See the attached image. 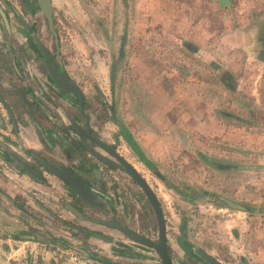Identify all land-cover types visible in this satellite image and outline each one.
<instances>
[{
    "label": "rangeland",
    "instance_id": "obj_1",
    "mask_svg": "<svg viewBox=\"0 0 264 264\" xmlns=\"http://www.w3.org/2000/svg\"><path fill=\"white\" fill-rule=\"evenodd\" d=\"M131 9L126 15L121 0H52V27L58 38L56 58L83 92L87 109L96 115L105 139L110 140L115 134L118 152L141 174L158 199L174 263L204 264L192 254L186 255L185 246L180 242L176 246V237L209 253L221 264H233L234 260L225 254V228L215 222L219 217L199 216L194 206L196 202L206 200L232 213L236 208H229L222 202L228 200L239 204L242 207L239 210L256 214L264 210V111L237 109L238 102L264 103L256 90L258 69L248 64L252 67L251 74H241L243 79L235 90H231L236 87L235 81L223 74V87L216 75L208 74L211 72L209 66L194 58L190 62L189 52L180 41L175 42L173 32L168 30V15L144 14L139 23H143V27L135 31L134 26H126V22L135 24L139 21L135 20ZM27 22H32L34 34L54 50L52 34L43 16H31ZM30 35L33 34L30 32ZM20 40L30 46L23 33L10 31L9 35L3 33L0 37V74H13L9 49ZM28 46L23 49L27 54L30 51ZM225 66L231 67L228 63ZM242 67L245 68L243 64ZM20 70L24 74H41L44 68L40 63L35 66L34 62H21ZM218 74H222L221 70ZM191 75L194 78L191 79ZM252 91H255L254 95H248ZM189 92L193 93L192 96ZM153 107L165 114L173 108L178 118H175V126L169 124L167 118L160 121L163 125L145 126V120L150 122L147 117ZM226 107L229 111H218ZM204 108L208 115H217L216 118L223 120L222 131L225 133H216L213 119L210 127H204L210 133L200 135L199 111ZM248 123L255 124L251 131L247 128ZM122 127L132 135L130 138L137 143L150 167L138 160L135 152L120 138L119 128ZM154 142H158L156 146ZM0 165L7 170L5 164ZM119 171L123 177L126 176ZM45 175L47 178L39 181L45 195L48 193L46 199L50 207L47 214L57 220L55 224L61 230L65 227L58 220L70 223L66 236L74 233L77 240L84 242L82 238L85 235L77 228L86 226L110 233L112 241L106 244L111 243V251L115 246L123 250L125 244H130L114 229L74 218L63 206L64 202L69 203L65 186L48 173ZM16 182L20 183L18 179ZM126 182L119 185L114 181L108 183L107 186L114 187V192H118L122 200L111 206L117 209V213L118 210L128 213L133 225L143 229L147 220L152 224L154 218L139 187L128 176ZM118 188L121 192L117 191ZM203 190L210 194H204ZM13 194L9 195L10 199H13ZM7 195L0 191L1 216L10 214L12 205ZM219 197L223 200L219 201ZM13 201L18 200L15 197ZM101 206L95 209L84 207L83 211L108 215V207ZM115 217L123 220L121 214ZM3 239L1 237L0 242ZM68 242L70 248L71 241ZM10 247L9 254L2 257L5 264H13V261L26 264L22 248L14 255L16 247L13 244ZM47 247H51L50 244ZM140 248L147 255H153L150 249ZM79 249L84 250L81 246ZM56 250L51 249L53 252ZM41 254H37L36 264H41ZM45 256L43 264H48ZM63 256L66 255L62 254L61 258ZM81 257L73 254L69 260L73 261L72 264H87Z\"/></svg>",
    "mask_w": 264,
    "mask_h": 264
},
{
    "label": "crops",
    "instance_id": "obj_2",
    "mask_svg": "<svg viewBox=\"0 0 264 264\" xmlns=\"http://www.w3.org/2000/svg\"><path fill=\"white\" fill-rule=\"evenodd\" d=\"M6 1L8 0H0V17L1 19L8 17V22L10 21L9 14L13 15V13H7L5 9ZM50 1L52 5V0ZM121 1L124 3L125 14L128 15L129 9L132 8L131 10L134 11L136 16L135 20H139L135 24L126 22L127 28L132 25L135 31H139V28L143 27V23H139L142 21L144 14H153V16L168 15V30L173 32L175 42L180 41L184 49L189 52L190 62L192 63L194 58L200 60L202 64H206L207 67L209 66L211 72H208V74L216 75L218 79L216 80L221 82L220 84L223 87L224 83L221 80L223 74L227 75L228 78L232 77L231 79L238 84H235L236 87L231 89L235 90L243 79H241V74H251L250 69L252 67L257 68L259 72L256 88L259 92L257 95L264 99V0ZM162 8L165 11L161 12ZM227 63L231 67L225 66ZM241 64L245 68H241ZM248 64H251L252 67L247 66ZM220 70L221 75L218 74ZM192 76L194 75H191V79L194 78ZM199 78L201 79V77ZM7 80H9V74H0V90L7 85ZM254 92L252 91L248 95H254ZM4 94L6 93L4 92ZM192 94L189 92L190 96ZM4 96L3 99L9 102V98L6 95ZM228 107L221 108L218 111H229ZM239 108L248 111H264V103L238 102L237 109ZM174 111L172 108L170 112L165 114L164 111L160 113L157 107L151 108L148 112L149 117H147L150 122L148 123L145 120V126L161 125L160 121L164 118L169 120V124L172 123L175 126L177 115ZM209 112L211 111L209 110ZM199 113H201L199 124L202 128L199 131L200 135L209 131L205 130L204 127H210L212 123L210 120L213 119L215 124H212L215 126L216 133L222 134L224 132V130L222 131L224 122L222 119L216 118L217 115H211L210 113L208 115L206 108L200 109ZM23 118H26L25 115L19 117L21 120ZM37 121L43 128V121L39 120V117ZM29 123L25 125L22 122V125L17 126L18 136H14V133L9 130L10 127L16 128V126H13V120L11 124L5 123L6 125L0 129V150L2 149V152L0 151V161L16 159L12 156L11 158L8 157L6 155L8 152H3L4 148L10 152L15 151L16 138L21 141V145L23 142L38 150L39 144L33 134L35 129L29 127ZM252 125L255 124L248 123L247 128L250 130ZM123 130L126 133L125 135L129 134L132 137L126 129L123 128ZM157 143L154 142L155 146ZM140 153L142 154V152ZM22 159H25L26 162L29 161L27 157H22ZM4 173L6 176H2ZM16 179L20 183L16 182ZM43 188L39 178L28 171L18 169L10 172V169H8L0 173V191L8 194L6 197L12 205L9 215H0V238H4L0 242V264H5L6 261L2 257L9 254V250H12L10 247L12 244L16 245L14 255L20 252V247L22 248L23 251H21L25 257L24 263L26 264H36L37 254L41 253V264H43V255L48 257V264H72L73 261L70 262L69 259L73 254L76 257L82 255L81 258H84L87 264H122L120 258L124 255L123 250L115 246L113 250L116 251H111L110 242L106 244L107 241L92 235H85V238H82L84 242L77 240L73 236L74 233L66 236L67 227L70 223L66 220L65 222L58 220L65 227V230L57 227L55 224L57 220H54L52 215L47 214L50 204L46 199L48 193H46V196ZM29 191H31V194L28 193ZM12 193L16 195L18 201L14 202V198L10 199L9 195L12 196ZM216 221L225 228V254L234 260L233 264H264V210L256 214L234 209L230 217L216 218ZM68 241H71L70 248ZM47 244H50L51 247L46 248ZM80 246L84 249L83 251L79 249ZM190 246L192 247V245ZM51 249L57 250L53 252ZM62 254L66 256L61 258ZM68 255H71V257H68ZM13 264H16V262L13 261Z\"/></svg>",
    "mask_w": 264,
    "mask_h": 264
},
{
    "label": "flooded vegetation",
    "instance_id": "obj_3",
    "mask_svg": "<svg viewBox=\"0 0 264 264\" xmlns=\"http://www.w3.org/2000/svg\"><path fill=\"white\" fill-rule=\"evenodd\" d=\"M5 9L7 10V13L12 12L13 15L10 16L9 14L10 21L7 22V17L5 19L6 23L5 21H3L4 18L1 19L0 17V37H2L3 33L5 35H9L10 31L18 32L20 35L23 33L25 34V36L26 34H28V31L29 34L31 32L33 36L36 37L39 42L43 44L53 55L54 61L58 64L59 70H62L65 73L67 80L77 88L82 96V99L80 104L78 95L74 91H64L55 84L54 80L46 71L43 57L40 53H38L37 49L36 51H34L31 46L24 44L21 40L18 41L17 44H13L11 49H9V53L11 55L9 58L10 69L12 70L13 74H9V80L6 81L7 85L4 87V89L0 90V129H2L7 123L11 124L13 120V126H16V128L10 127L9 130L10 132L14 133V136H18L19 130L17 129V126L22 125V122H24L25 125L30 122L29 127L35 129L33 130V134L36 137L39 148L37 150L27 144H24L23 142L21 145V141L16 138L15 151L10 152L5 148L3 150V152L5 151V153L8 152L6 154L8 157L11 158L12 156L16 159H10L8 161L1 160L0 164H5V166L10 169V172L12 170L18 169L28 171L35 177L37 176L41 181H43L44 178H47L45 173H48L52 177L60 180L69 194V203L64 202V207L66 206V204H68L79 212V216H77L68 207V209L65 207L74 218L79 219L83 222H90L93 224L105 226L111 230L114 229L130 242V244L124 245V255L122 256V258H120L122 264H161L159 257L151 247L132 242L121 231L99 222V220L101 219L112 220L131 229L132 231H135L149 241L155 243L158 242L157 222L152 207L147 199L146 201L149 210L151 211V214L154 218V222H152V224L147 220V224L144 226V228L142 229L140 227L139 229V227H135L133 225V221L131 220L132 218L129 217L128 213L125 214L120 210H118V212L122 215L123 220H118L115 217L116 215L120 216V214L117 213V209L113 208L111 205L116 203L119 204L122 202V200L119 199L118 192H114V187L109 188L107 185L108 183H113V181L118 185L122 184V181L127 184L126 178L128 175L125 173L126 176L123 177L122 173L119 171H122L121 167H114L113 165L107 163V161L105 160L118 165L119 161L115 157V155H117L127 163L129 162L125 159V157L121 155V153L118 152L115 146V141H117V138H115V134H112L110 140L105 139V136L102 134V131L100 129L101 124L96 121V115H93L87 109L88 105L83 92L78 87L76 82L71 78L70 74H67L65 72L58 59L56 58V55L58 53V38L55 30L53 29L56 36L57 47L55 46V36L52 31L49 30L46 22V26L49 32L52 34L53 38L54 50H52L43 42V40L39 39L34 34V30H32V22H27V19H29V17L31 16H43L35 0H8L6 1ZM27 46L30 50L28 54L23 50ZM1 50L2 49H0V51ZM33 52H35L36 54H31ZM36 58H38V60H36ZM21 62H34L35 66L40 63L43 66L44 71L41 74L38 72H34V74H24L22 70H20ZM4 92L6 94H4ZM4 95L9 98V102L3 99L5 97ZM2 101L9 109L12 118H10V116L7 114ZM23 115H25L26 118H23V120L19 119V117ZM38 117L39 120L41 119L43 121V128L37 121ZM17 119L19 120L16 121ZM97 128L99 129L97 130ZM99 131L101 134L99 133ZM122 131L123 128H119V134L121 136L120 138L124 140L125 143L135 152L138 158L136 151L127 140L125 133ZM87 147L89 149L95 150V152L100 154L103 159L94 155L88 150ZM0 151L2 152V149ZM110 151L115 154L112 155ZM22 157H27L29 161L26 162V160L22 159ZM36 157L43 159L45 162L54 166L58 170L78 180L81 183L82 189L88 192L90 198L87 199L83 197L68 183L49 173L40 164L39 160ZM30 161L32 164H30ZM131 166L133 167V165ZM2 168V165H0V173H3ZM139 175L141 176V174ZM129 178L133 184L137 185V183L131 177ZM117 191H120V188H118ZM15 197L16 195L14 194L13 198ZM101 205H106L108 207L106 208L108 215H97L95 211L89 210L83 211L84 207H92L93 209H95L96 207H102ZM137 207L140 206L137 204ZM77 230L82 231L84 235H92L97 238H102L106 241H112V236L108 232L103 233L100 232V230L90 229L86 226H78ZM167 235L168 231L166 230V223H164L165 251L171 264H175L169 252L171 249V245L168 241ZM175 240L177 241L175 243L176 246L179 242L180 244L185 246L184 251L186 255L191 256L192 254V256H195L196 258H198V260H201L202 263L208 264L196 253L197 251L204 252L203 250H200L195 246H192V248L190 246L191 244L188 243L187 240H177L176 237H174V241ZM13 246L16 247L15 244H13ZM140 246L150 249L153 252V255H147V253L142 248H140Z\"/></svg>",
    "mask_w": 264,
    "mask_h": 264
},
{
    "label": "water",
    "instance_id": "obj_4",
    "mask_svg": "<svg viewBox=\"0 0 264 264\" xmlns=\"http://www.w3.org/2000/svg\"><path fill=\"white\" fill-rule=\"evenodd\" d=\"M35 2L37 4V6L39 7V10L43 14L44 19L47 22L49 30H51L55 36V33L53 31V27H52L53 22H52L51 1L50 0H35ZM4 21L6 23L5 17H4ZM26 39L28 41V44L32 47V49L34 51H36V49H37L38 53H40L41 56L43 57V61L45 64L46 71L51 76V78L54 80L55 84L64 91H74L78 95L79 102L81 104L82 96H81L80 92L77 90V88L73 84H71L67 80L65 73L62 70H59L58 64L54 61V57L49 52V50L43 44H41L39 42V40L36 37H34L33 35L27 34ZM54 40H55V46L57 47L56 36H55ZM2 104L4 105L7 114L10 116V118H12V115H11L9 109L7 108V106L3 102H2ZM88 150L90 152H92L94 155H96L97 157L103 159V157L100 154H98L97 152H95V150L89 149V148H88ZM110 153L112 155L115 154L112 151H110ZM115 157L119 161L118 165L113 163V162H109L108 160H105V159L104 160L107 161V163L113 165L114 167H119V168L121 167L122 171L124 173H126L129 177H131L137 183V185L139 186V188L143 192L144 196L146 197V199L150 203L152 210L154 212V216H155V219L157 222L158 242L155 243V242L149 241L148 239H146L142 235L136 233L135 231H132L131 229H129L123 225H120V224H118L112 220L101 219V220H99V222H101L102 224L114 227L115 229L121 231L132 242H136L138 244H142V245L151 247L154 250V252L157 254V256L159 257L161 264H171L167 254H166V251H165V240H164V223L165 222H164L162 211H161V208L159 206V203H158L156 196L154 195L152 190L149 188L146 181L138 174V172L135 171V169L129 163H127L125 160L119 158L117 155H115ZM36 158L39 160L40 164L49 173H51L52 175L62 179L64 182L68 183L77 192H79L83 197H85L87 199L90 198V195L88 194V192H86L84 189H82L81 183L78 180H76L75 178L63 173L62 171L58 170L54 166L45 162L43 159L38 158V157H36ZM66 207H68L72 212H74L77 216H79V212L77 210H75L74 208H72L68 204H66ZM196 253L199 255V257L201 259L206 261L208 264H221L213 256H211L205 252L197 251Z\"/></svg>",
    "mask_w": 264,
    "mask_h": 264
},
{
    "label": "built area",
    "instance_id": "obj_5",
    "mask_svg": "<svg viewBox=\"0 0 264 264\" xmlns=\"http://www.w3.org/2000/svg\"><path fill=\"white\" fill-rule=\"evenodd\" d=\"M194 211L199 216H205V217L227 218L230 217L232 214L226 208L216 206L211 201H206V200L196 202L194 206Z\"/></svg>",
    "mask_w": 264,
    "mask_h": 264
},
{
    "label": "trees",
    "instance_id": "obj_6",
    "mask_svg": "<svg viewBox=\"0 0 264 264\" xmlns=\"http://www.w3.org/2000/svg\"><path fill=\"white\" fill-rule=\"evenodd\" d=\"M123 132L125 133V131L123 130ZM126 134V133H125ZM127 137V140L130 142L131 146L134 148V150L136 151L138 158L141 162H143V164L147 167H150L151 165L147 162L146 158L140 153L139 148L137 147V145L135 144V142L130 138L129 134L125 135ZM204 191V190H203ZM204 194H210L208 191H204ZM218 198V197H217ZM222 198L219 197V201ZM223 200V199H222ZM223 204L229 208H236V209H242V207L235 203V202H230L228 200H224L222 201Z\"/></svg>",
    "mask_w": 264,
    "mask_h": 264
}]
</instances>
